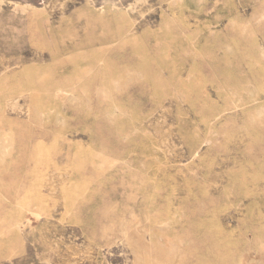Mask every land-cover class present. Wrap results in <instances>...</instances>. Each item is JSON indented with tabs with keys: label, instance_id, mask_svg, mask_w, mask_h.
<instances>
[{
	"label": "rangeland",
	"instance_id": "obj_1",
	"mask_svg": "<svg viewBox=\"0 0 264 264\" xmlns=\"http://www.w3.org/2000/svg\"><path fill=\"white\" fill-rule=\"evenodd\" d=\"M0 264H264V0H0Z\"/></svg>",
	"mask_w": 264,
	"mask_h": 264
}]
</instances>
